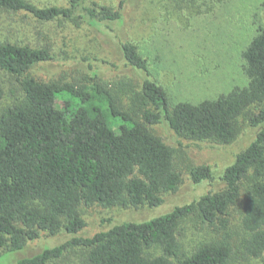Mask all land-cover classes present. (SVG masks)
Here are the masks:
<instances>
[{
	"label": "trees",
	"instance_id": "1",
	"mask_svg": "<svg viewBox=\"0 0 264 264\" xmlns=\"http://www.w3.org/2000/svg\"><path fill=\"white\" fill-rule=\"evenodd\" d=\"M68 1L66 8H37L25 0H0V9L28 12L43 22L78 20L99 29L123 20L111 7ZM122 51L146 75L128 110L96 78L80 86L41 81L31 73L52 60L48 50L0 41V70L17 81L21 92L0 112V258L24 253L43 234L60 233L71 238L12 264H48L69 248L84 250V264H232L263 258L264 27L242 54L247 86L199 104L172 106L165 89L151 79L138 48L125 42ZM3 97L0 86V102ZM58 100L64 109L57 107ZM240 119L256 132L217 179L221 189H210L149 221L80 235L87 227L82 207L154 209L179 191L183 180L174 163L175 149L150 126L166 123L180 145H228L239 135ZM189 173L195 185H212L217 178L205 164ZM235 215L239 231L233 229ZM192 218L213 235L187 254L178 229Z\"/></svg>",
	"mask_w": 264,
	"mask_h": 264
},
{
	"label": "rangeland",
	"instance_id": "2",
	"mask_svg": "<svg viewBox=\"0 0 264 264\" xmlns=\"http://www.w3.org/2000/svg\"><path fill=\"white\" fill-rule=\"evenodd\" d=\"M25 1L37 8L69 6L68 0ZM84 3L111 7L122 13L123 20L99 29L78 20L43 22L28 12L0 9V41L48 50L52 60L36 66L31 73L33 76L44 82L75 86L92 83L96 78L120 99L125 110L135 105L133 99L146 79L145 73L134 69L125 59L122 51L125 42L138 48L147 62L151 79L165 89L172 106L181 102L199 104L227 94L235 87L247 86L242 54L258 28L264 27V0H84ZM0 86L4 90L1 112L14 103L21 92L17 81L2 70ZM57 107L65 108L62 100H58ZM237 126L239 135L228 145L208 141H185L180 145L181 140L166 123L150 126L154 134L175 149L174 163L183 180L179 191L166 195V203L154 209L82 207L87 227L80 235L90 237L123 222L149 221L199 198L210 189H221L222 184L217 179L247 148L256 132L244 119H240ZM203 164L209 165L217 177L212 185H195L191 181V167ZM232 224L235 231L240 230L239 216L235 215ZM212 235L196 218L183 221L178 229L187 254ZM69 238L71 236L65 233L43 234L22 254H3L0 264L32 257ZM84 253L82 248H69L60 259L48 264H84ZM157 254L159 250L154 253ZM232 264H264V256Z\"/></svg>",
	"mask_w": 264,
	"mask_h": 264
}]
</instances>
